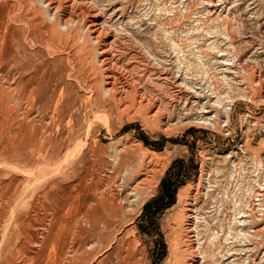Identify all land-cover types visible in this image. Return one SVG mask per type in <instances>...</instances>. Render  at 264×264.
I'll use <instances>...</instances> for the list:
<instances>
[{
  "label": "rangeland",
  "instance_id": "1",
  "mask_svg": "<svg viewBox=\"0 0 264 264\" xmlns=\"http://www.w3.org/2000/svg\"><path fill=\"white\" fill-rule=\"evenodd\" d=\"M42 1L0 0V264H174L175 229L186 223L179 212L197 190L208 259L200 254L196 264H264V232L252 227L264 226L255 205L264 192V0H89L109 41L121 37L105 57L118 62L122 81L138 80L139 93L160 82L147 83L156 70L147 51L171 52L179 78L154 93L146 113L161 100L175 110L151 123L103 90L105 38L84 39L81 22L52 35L56 21ZM183 81L217 105L218 128L169 130L206 102L178 87ZM140 165L160 173L136 200L137 181L152 174L131 180ZM102 197L122 207L101 225L103 238Z\"/></svg>",
  "mask_w": 264,
  "mask_h": 264
},
{
  "label": "bare ground",
  "instance_id": "2",
  "mask_svg": "<svg viewBox=\"0 0 264 264\" xmlns=\"http://www.w3.org/2000/svg\"><path fill=\"white\" fill-rule=\"evenodd\" d=\"M42 2L47 3V13L48 15L53 17V20L56 21V25L51 28L52 35L57 36L61 34V31H59V26L65 29L67 31V34H71L72 33L71 28L73 24H77L81 22V24L83 25V29L85 30V32H87V35L84 37V39L86 38L89 42L94 40V43H99L101 41V38L103 37L105 38L104 40H102L104 41L103 43L105 44V49L100 51L99 53L101 56L99 57V63L103 65V67L105 68L104 75L106 79L104 83L102 84V88L103 90L111 94L114 99L120 100L123 103V106L125 107L128 113H131L132 112L131 110L135 109L136 112L141 113L144 119L146 120V122H149V123H151V121L154 120L153 118L159 117L160 112L162 110L165 113H167V116L172 117V114L175 109H172L163 100H161V106H159V109L156 111L155 114H153L152 116H147L148 111L146 113V110L150 106L153 105L154 103L153 99H155L154 97L157 96L154 93H156L159 90L163 91V89H161L163 86H165V88H167V91H169L170 90L169 88L172 87L170 83L171 79H173L176 82L177 78H179V76H176V72H174L175 66H173V63H171V60L168 61V59L172 57V54L170 55L171 52H169V54H166V57H168V59H166V58H158L157 56L152 54L149 50L147 51L149 53V56H145L146 60L149 61L150 59H152L154 61V63L152 64L154 68L151 70L156 69L152 71V74L149 77H147V83L148 82L152 83V82H157V81H160L161 83L157 82L156 85H152L149 88L145 86V89H144L145 91L139 93V91L135 89V85L139 83L138 80H136L134 76L130 75L131 78L129 80L122 81L123 76L121 77V72H119L118 62L114 61V58L112 56L105 57V53L111 51L115 47L116 43H118L121 37L119 38L120 35L119 33H117L114 35L113 40L109 41L108 35L105 34L106 33L105 31L107 30L105 28L104 22L99 23L97 19L99 18L98 16H100L101 12L100 11L98 12L95 7H92L89 4L90 3L89 0H43ZM6 4L4 5V8H6ZM2 9L3 8H1V11ZM117 10L118 11L122 10V8H119ZM88 17L93 18L90 21V23L89 21L86 20ZM5 34L6 33H4V35ZM94 34H97V35L92 36ZM8 39H10L11 43L16 42L18 39V32L13 31L12 33H10V37H8ZM4 40L6 42V35H5ZM175 46H178V44L174 41L173 48H171L173 50V54L176 55V53L182 52L181 48L175 47ZM144 47H145V50L149 49L146 46ZM102 56H104L105 58L101 60L100 58H102ZM11 58H13V56H11ZM147 58H150V59H147ZM241 66L244 70H248L246 65L241 64ZM159 67H160V71L157 70ZM162 69H164V72H162ZM167 72H169V74H167ZM152 77L154 81L152 80ZM139 79L142 80V78H139ZM178 87H186L185 89L187 92L194 94L198 98L204 97L206 102L204 101H202L203 103L201 102L202 104H201V107L199 108L200 111L198 113L191 114L188 111L187 116L184 119L185 121L180 120L176 123H171L170 121L168 125L169 130L175 129L176 126L179 125L180 123L181 124L200 123L203 125L213 124L215 128H218L220 117H219V114H217V111H218L216 109L217 105L211 104V99L209 97L207 99V96L199 93V91L196 90L195 88L193 89V86L186 83V81L178 83ZM151 95H153V98L150 97ZM217 99L218 100H216L215 103H217V101L218 103L221 101L219 100V97ZM186 100L187 101L189 100L188 97L186 98ZM222 103L223 102H220V104ZM225 106L226 105H224L222 108H224ZM229 109H231V107ZM229 109H225L226 110L225 117L227 118L225 120L226 123L224 127L220 128L223 133L230 131V130H227V128L229 127V123H230ZM144 112L146 113V115L144 114ZM212 112H215V115H209ZM230 135H231V132L228 133V136ZM247 142L248 141H247V135H246V139L242 145V147L244 148L243 152H245L246 150ZM240 155H241L240 153L236 154L237 157H239ZM154 160H155L154 158H151L150 163H153ZM255 161L262 162L263 160L258 161L255 158ZM143 170L146 172L145 174H147V171L151 172L152 174H150L149 176L147 175L146 177H142V179L137 181L138 183L133 188V190L137 192L135 193V196L138 197L136 200L140 198V193L144 190L145 186L147 184L149 185V183H151V180H153V178L155 179V177H157V175L160 173L159 170H157L155 166H153V168H151V171H149L145 168L144 165H140L137 168H135V170L131 173L132 176L130 179L131 180L138 179L142 175ZM262 190H264V188ZM206 195L207 197H209V192ZM259 196L261 198H258L257 201L260 204L255 203V205L258 206V208L259 207L264 208V200L262 199V197L264 196V192H261ZM200 197H201V190H197V193L193 196L194 202L192 203L188 202L187 204H190V205L188 207H184L182 211L179 212L180 220L185 219L186 223L179 222V224L176 226V229H175V231L177 232V235L175 239L176 240L175 248L173 251L174 264H196L197 260L195 258L196 256H200V254L203 255V261L206 262V259H208L207 251H202V247H201L202 246V243H201L202 229H201V222H199V220L201 217H203V216H200V214L203 211H205L206 207H203V206H200L199 208L197 207L198 200L200 199ZM205 203L206 205L208 204L207 201H205ZM97 205L98 206H97L96 213H95V219L97 222L96 231L100 234V236L102 235L101 237L103 238V236H106V234L103 228H101V225L104 224V225L110 226L113 216L119 214L122 210V207L119 205V203L116 202L115 199L104 198V197L98 200ZM185 210L187 211L185 212ZM254 210L255 209H253V211ZM205 213H208V212H205ZM262 215L264 218V212L262 213ZM248 216H249L248 214L243 213V217H248ZM256 217L258 221H262L261 219H263V218L260 219L258 215ZM261 224L262 223H260L258 226V223H257L256 225L252 226L254 236H257V235L260 236L264 232V226H261ZM232 254H235V253H232Z\"/></svg>",
  "mask_w": 264,
  "mask_h": 264
}]
</instances>
